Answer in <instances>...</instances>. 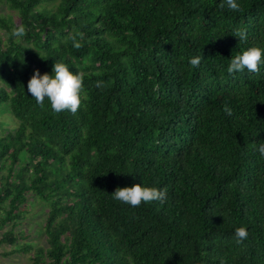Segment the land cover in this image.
Instances as JSON below:
<instances>
[{
    "label": "trees",
    "instance_id": "1",
    "mask_svg": "<svg viewBox=\"0 0 264 264\" xmlns=\"http://www.w3.org/2000/svg\"><path fill=\"white\" fill-rule=\"evenodd\" d=\"M236 3L0 0V111L15 120L0 132V247L13 246L0 253L32 252V264H264V0ZM20 25L26 35L13 37ZM251 47L262 49L259 72L229 75ZM55 62L84 74L75 114L28 93ZM136 184L166 200L113 199ZM35 199L48 207L46 244L20 243Z\"/></svg>",
    "mask_w": 264,
    "mask_h": 264
},
{
    "label": "clouds",
    "instance_id": "2",
    "mask_svg": "<svg viewBox=\"0 0 264 264\" xmlns=\"http://www.w3.org/2000/svg\"><path fill=\"white\" fill-rule=\"evenodd\" d=\"M225 3L233 11L240 10V5L236 3V0H225ZM220 6L224 7V4L222 3ZM11 35L16 38H23L26 35V28L23 25L14 27ZM81 35L80 33H75L69 37L73 47L76 49H80L83 46L78 40ZM234 36L238 37L239 43L247 40V35L244 31H237ZM261 59L262 49L251 47L231 59L227 72L229 75H233L247 69L249 72L258 73ZM189 62L193 67H199L201 58L195 57ZM53 72L54 76L49 74L41 75L37 69L28 82V93L41 106H43L45 98H47L54 113L59 114L64 111H70L75 114L81 107L84 74L82 72L74 74L66 64L60 62H55ZM95 86L103 89L105 82L98 80ZM224 111L228 115H232V110L227 104H225ZM257 150L260 156L264 157V143H260ZM111 195L116 201L138 207L142 202L159 201L163 203L166 200L167 191L155 187H142L140 184H136L132 187H118ZM248 235V230L245 227H238L235 229L234 239L237 243H242L248 238Z\"/></svg>",
    "mask_w": 264,
    "mask_h": 264
},
{
    "label": "rangeland",
    "instance_id": "3",
    "mask_svg": "<svg viewBox=\"0 0 264 264\" xmlns=\"http://www.w3.org/2000/svg\"><path fill=\"white\" fill-rule=\"evenodd\" d=\"M9 14L15 17V21H20L19 16L13 10H11L6 3L1 6V15L8 16ZM0 36L3 40H6L7 35L0 27ZM6 109V108H5ZM15 126V120L11 111L7 110L0 111V132L4 128H12ZM47 203L38 199L32 200L28 209V213L25 218L21 221V224L17 228L18 231H22L25 239L20 240V243L29 242L35 245L46 244L44 234V222L47 214ZM13 246L2 244L0 251H10ZM32 252H14L10 254L0 253V264H32L31 255Z\"/></svg>",
    "mask_w": 264,
    "mask_h": 264
}]
</instances>
